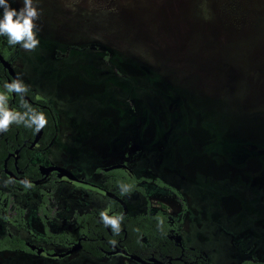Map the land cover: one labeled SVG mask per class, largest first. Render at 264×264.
<instances>
[{"label":"rangeland","instance_id":"rangeland-1","mask_svg":"<svg viewBox=\"0 0 264 264\" xmlns=\"http://www.w3.org/2000/svg\"><path fill=\"white\" fill-rule=\"evenodd\" d=\"M10 4L20 8L22 0ZM34 6L39 44L21 48L14 64L58 110L51 154L90 180L96 168L127 160L136 175L159 176L183 192L190 208L185 246L205 251L214 264L264 260V0ZM65 183L64 218L88 199ZM150 196L159 207L162 196ZM168 196V208L180 215L178 199ZM99 197L89 191V201ZM127 204L131 212L140 208L139 195ZM31 218L41 232L34 211ZM6 232L0 220V234ZM0 264L133 263L80 252L63 260L2 252Z\"/></svg>","mask_w":264,"mask_h":264},{"label":"flooded vegetation","instance_id":"flooded-vegetation-1","mask_svg":"<svg viewBox=\"0 0 264 264\" xmlns=\"http://www.w3.org/2000/svg\"><path fill=\"white\" fill-rule=\"evenodd\" d=\"M5 45L7 47L13 46V45H8L6 37H5ZM20 49H21V47L19 46L18 55L16 56V58L17 57L19 58V56H20ZM16 58H14L13 60H9L7 58L6 59L11 61L12 67L15 70V73L17 75V79L20 80V78H19L20 74H18L19 71L16 70V68L13 65V62ZM8 74H9V71H8ZM9 76H10V78L8 79V81L11 82L13 80V77L10 74H9ZM32 83H33L32 81L29 84L23 83L25 85V90L34 91L37 94H39V95L45 97L47 100H49L46 96H44V94H41V92L36 87L30 86ZM17 96H22L24 99L25 98L28 99L27 93L25 91L22 94H18L16 92H11V99L12 100H14ZM49 102L52 105V107L54 108L57 119H58V134H59V131H60L59 122L60 121H59L58 110H57L56 106L51 103L50 100H49ZM9 105H10V103H9ZM13 109H15V108L11 107L10 111H12ZM16 124L17 123H15V122L10 123L7 130L12 126H15ZM39 133H40V136H39L37 143L34 146H32L33 142L35 141V139ZM42 135H43V129L40 128V130L37 132L36 136L32 140H30L26 137H22V138L16 137L15 141H11L10 142L11 150L9 151V153L5 159L3 169L0 171V182L2 181V179H6L5 181L9 182L5 185L0 184V189L3 190L7 194V197L3 200L5 202L4 206L7 207V209H8V216L11 218V220L7 221V222L0 218V220L6 225V228H7V232L4 234H0V235L4 236V235L8 234V235H10V237L20 236L24 240L25 247L29 249L28 251H24V252H20V251H3V252L22 253V254L31 255V256H44V257H47V258H50L53 260H63V259H66V258L72 256L76 252H80V253L90 257L91 259H93L95 261H101V260L111 259V258H118L119 259L121 257H124V258L130 260L133 264H164V262L162 260H160L154 256H146L144 258L140 255L129 253L127 251V249L124 247V244L122 243V239H120V238L116 239L114 235H111L107 238L105 236H102L100 238V240L90 237L89 236V218L87 220H85V225L82 226V228L84 230L81 231L80 234L77 235L75 239L59 238V239H56L54 241H51L50 243H48L44 239V236L46 234V226L47 225L50 227V229L53 232L63 233L65 231L66 227L70 228L71 226L76 224V220L74 219L75 218L74 215L76 213L89 215V212L96 211L97 212V215H96L97 220L100 223H103L101 218H100V212L101 211H103L105 214H107L109 216L119 215L120 217H126L128 215L134 214L137 211L142 210L144 208V205H143L144 200H143V197L139 193H134V194L139 195V197L141 199V207L140 208L137 207L135 211L131 212L129 210V206L127 204V197L130 195H133V194L122 196V195H120L119 189H117V188L109 189L107 187L106 182H105V176L103 173L108 172L110 170L106 171L105 167L96 168L92 173L94 180H90L89 177L81 175V174L77 173V171H74L71 168H69L64 162H62V161H64L63 159L58 160L56 158V156L52 155L51 150H52V147L54 144L49 148V150L46 152L45 155L42 154L39 150H37V147H39V143H40V139H41ZM23 148H28L29 150L33 151L29 165L31 164L33 167L36 168V170H30L29 165L24 166L21 164L20 152ZM15 153H16V155H14ZM36 154L40 157V160H41L40 162L35 161V155ZM125 156L128 157L129 153H128V155L126 153ZM121 163H126L130 167L127 160L124 162H121ZM51 165H57V166H61L63 168H66L67 170L73 172V174H75L78 178L86 181L87 184H76V183L68 180L65 177L60 178L58 176V173L55 171H53L49 174H46V173L42 172L40 169V166L48 167ZM106 167H108V166H106ZM119 169H123V168H119ZM112 170H116V169H112ZM123 170H126L131 175L136 174L132 168H131V171L128 169H123ZM136 176H138V175H136ZM138 177H143V176H138ZM157 177H159V176H157ZM143 178H147V177H143ZM155 178H150V179H155ZM25 180L28 181L27 185L22 183V181H25ZM66 181H69L72 184H74V186L73 185H71V186L80 187L83 191L87 192L88 199L86 198L85 202L80 206L73 204V206H71L70 210L68 211L69 212L68 217L64 218L61 214L63 212H67V207L65 206L66 203L63 202V200H65L67 197H65L63 195L64 191H63V189H60L59 185L63 184L64 188L69 187V185L65 183ZM166 183H168V182H166ZM149 184L151 185L150 188L148 187ZM169 184H171V183H169ZM141 185L146 189L152 210L154 211V210H157L161 207H166L167 208L166 210L172 216V219H169L170 220V226H171L170 231H169V238L176 242V244L182 249L181 250L182 252L184 251L185 248H192V247L185 246L183 243V240H182L183 239L182 233L184 232L183 229L187 224V219H188V216L190 214V208H189V204H188L187 200H186V202L188 205V211L186 212L183 224L176 231L175 223H176V221H178L182 217V212H183V208H182V204H181L180 199L171 190L164 188V187H161L154 182L144 180L141 183ZM26 190L28 191L27 193H26ZM41 190H45L46 193H48V194L53 192V196L49 198V201L47 203H45L44 195L41 193ZM89 191H95L101 197H99V199L96 201H93V200L89 201ZM107 191L114 193L121 200H118L117 198L108 196L106 194ZM150 191L151 192L152 191L157 192L160 196H162L161 197L162 199L159 200V202H161V203H159V207H157V208H154L152 206V199L150 196ZM170 192H172L175 195V198L178 199V201L181 205V210L179 209L180 215H177L178 210H177V212L175 211V213H173L172 210L168 208L169 204H171L170 197L168 196ZM181 193L183 194L182 191H181ZM184 197H185V195H184ZM185 199H186V197H185ZM16 204L22 205L27 210L25 218L27 220L29 229L21 228L17 221L12 220L16 214V212H15ZM175 209H176V207H175ZM33 211L35 212L36 219L42 225V231L41 232H38L34 227L35 222L31 218V213ZM44 218L47 221L46 223L43 220ZM53 223L57 224L58 230H55L53 228ZM105 226L108 229V231H110L109 226H107V225H105ZM76 245H79V249L76 250L75 252H73L72 254H68V255H65L63 257H52L50 255L53 253L63 254L65 252L69 251L70 249H72L73 246H76ZM32 246H35L36 248L32 249ZM38 248H43L45 250V252L42 254H38V252H37ZM89 249L99 250V251L103 252L104 256L100 257V258L93 257V256H91V254H89ZM118 249H124L125 251H127V253L129 255L138 256L142 261L139 262L137 260H134L129 255H125V254L120 253V252L113 253L114 251H117ZM192 249H195V248H192ZM196 250H199V249H196ZM199 251H203V250H199ZM203 252L205 253V251H203ZM0 253H2V252H0ZM111 253H113V254H111ZM118 255H120L121 257H116ZM205 255L207 257V263L214 264L210 260V258L208 257V255L206 253H205ZM177 259L181 261L182 256L178 257ZM245 259L264 261V260L257 259L256 257L245 256L240 261H232L230 264H241ZM170 260H171V258H170Z\"/></svg>","mask_w":264,"mask_h":264},{"label":"trees","instance_id":"trees-1","mask_svg":"<svg viewBox=\"0 0 264 264\" xmlns=\"http://www.w3.org/2000/svg\"><path fill=\"white\" fill-rule=\"evenodd\" d=\"M19 44L7 47L5 45V37L0 35V53H2L7 59L13 60L18 55ZM10 78L8 71L3 67L0 62V105H4L9 108L13 107L14 110L23 112L26 111L22 104L27 102L35 111H41L46 117V124L42 127L43 135L40 139L39 150L42 154H46L49 148L54 144L58 135V119L54 108L50 104L49 100L45 97L37 94L34 91L25 90L28 99L21 100V96H17L14 100L11 99V93L6 92L3 88L5 81L9 82ZM10 103V105H9ZM27 119V118H25ZM40 130V129H39ZM38 130V131H39ZM37 130L33 127H25L21 122L15 126L10 127L6 131H0V171L3 169L5 159L11 150L10 142L15 141L16 137H26L30 140L34 139ZM32 150L23 148L20 152V162L22 165H29L32 157ZM128 155V153H127ZM30 170H36L31 164L29 165ZM105 176V182L109 189H119L120 195H130L139 193L143 197L144 208L134 214L126 217H121L119 221V231L114 232L109 226L110 231L106 228L105 224L100 223L97 218V212H89V215L78 214L74 215L76 224L65 228L63 233H55L50 227L46 226V234L44 239L50 243L56 239L70 238L75 239L84 229L82 226L85 225V220L89 218V236L92 238L99 239L102 236L106 238L114 235L116 239H122V243L127 251L131 254H137L142 257L154 256L164 262V264H210L207 263V257L203 251H199L192 248H185L182 252L181 248L176 244L174 240L169 238L170 231V220L172 216L166 210V207H161L157 210H152L150 200L148 198L146 189L141 183L151 181L157 185L167 188L175 193L180 199L183 212L182 217L176 221V231L184 222L186 212L188 211V205L184 195L175 186L166 183L160 177L155 179L138 177L136 174L131 175L129 172L123 169L110 170L103 173ZM28 191L26 190V193ZM44 195L45 203L49 201V198L53 196V192L50 194L46 193L45 190H41ZM7 197V194L0 189V218L4 221H10L11 218L8 216V209L5 207L3 199ZM16 214L12 220L18 222L19 226L23 229H29L27 220L25 218L27 210L20 204H16ZM49 214V213H48ZM46 223L45 218L43 219ZM144 239V240H143ZM90 244V243H89ZM25 247L24 240L20 236L10 237V235H0V252L3 251H28ZM89 254L93 257H103V252L99 250L89 249ZM182 256V260L177 258ZM171 258V260H170ZM241 264H264V261H258L253 259H245Z\"/></svg>","mask_w":264,"mask_h":264},{"label":"clouds","instance_id":"clouds-1","mask_svg":"<svg viewBox=\"0 0 264 264\" xmlns=\"http://www.w3.org/2000/svg\"><path fill=\"white\" fill-rule=\"evenodd\" d=\"M38 19V10L34 6V0H22V7L14 8L10 0H0V35L6 37L8 45H17L25 50H34L39 44L34 21ZM3 88L6 92H16L22 94L25 91V85L19 79H13L11 82L5 81ZM21 100L23 97L21 96ZM26 111H10L6 106L0 105V131H6L9 124L21 122L25 127H33L39 130L46 124V117L43 112L35 111L27 102L22 104ZM27 118V119H25ZM25 185L28 181H22ZM102 222L110 226L114 232L119 231V215L109 216L103 211L100 212Z\"/></svg>","mask_w":264,"mask_h":264},{"label":"water","instance_id":"water-1","mask_svg":"<svg viewBox=\"0 0 264 264\" xmlns=\"http://www.w3.org/2000/svg\"><path fill=\"white\" fill-rule=\"evenodd\" d=\"M0 62L9 71V74L13 77V79H17V75L15 73V70L12 67L11 61L7 60L1 53H0ZM40 133L37 135V137H36L35 141L33 142L32 146H34L37 143V141L39 139V136H40ZM14 155H16V153ZM119 168L128 169V170L131 171V168L126 163H116V164L110 165L108 167H105V170L108 171V170L119 169ZM40 169H41L42 172H44L46 174H49V173L55 171V172L58 173V176L60 178L65 177L68 180H70V181H72V182H74L76 184H87L86 181H84L83 179L78 178L75 174H73V172H71V171H69L66 168H63L61 166H57V165H51V166H48V167L40 166ZM106 194L108 196H110V197H114V198H117L118 200H121L118 196H116L112 192L107 191ZM35 248H36L35 246H32V249H35ZM78 249H79V245H76V246H73L72 249H70L69 251H67V252H65L63 254L53 253V254H50V255L52 257H63L65 255L72 254L73 252H75ZM37 252H38V254H42V253L45 252V250L43 248H38ZM118 252L123 253L125 255H129L127 253V251H125L124 249H118L117 251H114L113 253H118ZM113 253H111V254H113ZM129 256L132 259L137 260L139 262L142 261L138 256H135V255H129Z\"/></svg>","mask_w":264,"mask_h":264},{"label":"crops","instance_id":"crops-1","mask_svg":"<svg viewBox=\"0 0 264 264\" xmlns=\"http://www.w3.org/2000/svg\"><path fill=\"white\" fill-rule=\"evenodd\" d=\"M74 26H76V25H74ZM77 27H78V25H77ZM17 58H18V57H17ZM17 58H16V59H17ZM16 59H15V60H16ZM15 60H14V62H13L14 67H15V64H14V63H15ZM31 72H32L31 75H30L31 77L34 76V75H33L34 73L37 74V70H31ZM33 72H34V73H33ZM18 74H19V73H18ZM20 75H21V73H20ZM19 78H20V80H21L24 84H29V83H31V79L25 80V79H23L21 76H19Z\"/></svg>","mask_w":264,"mask_h":264}]
</instances>
